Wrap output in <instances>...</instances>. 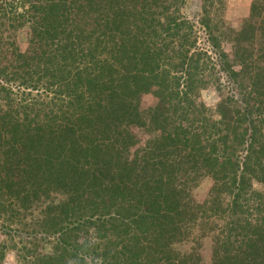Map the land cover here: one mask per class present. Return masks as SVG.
<instances>
[{"label": "trees", "instance_id": "obj_1", "mask_svg": "<svg viewBox=\"0 0 264 264\" xmlns=\"http://www.w3.org/2000/svg\"><path fill=\"white\" fill-rule=\"evenodd\" d=\"M187 2L0 0V264H264V0Z\"/></svg>", "mask_w": 264, "mask_h": 264}, {"label": "rangeland", "instance_id": "obj_2", "mask_svg": "<svg viewBox=\"0 0 264 264\" xmlns=\"http://www.w3.org/2000/svg\"><path fill=\"white\" fill-rule=\"evenodd\" d=\"M196 1L197 0H188L187 10H186L188 16L194 20H197L199 17L196 7ZM224 1H225V6L221 10L220 13L221 18L228 25H231L233 28L238 29L242 24L243 20L249 14L252 0H224ZM200 37H201V42L203 43L204 36L201 34ZM226 48L229 49V45H227ZM202 98L209 107H215L219 99L216 91L213 88L203 90ZM211 184L212 181L209 177L204 176L203 178H201L198 187L194 189V195L196 196V198L200 199L203 196H205ZM193 244L194 243L192 240H188L185 243L179 244L177 248L182 252H186L190 250ZM202 247H203L202 250L204 251L205 254V260L208 261L211 253L210 240L207 238L203 239ZM23 249H24V243L16 244V248H15L16 251L10 252L8 256V261L11 264H14L16 262V259H19V255H21L22 252H24Z\"/></svg>", "mask_w": 264, "mask_h": 264}]
</instances>
